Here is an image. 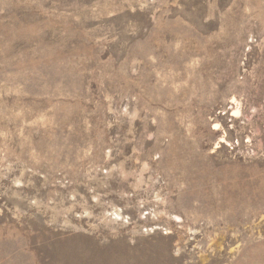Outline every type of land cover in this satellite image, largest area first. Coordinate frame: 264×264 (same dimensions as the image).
Returning a JSON list of instances; mask_svg holds the SVG:
<instances>
[{
  "label": "rangeland",
  "instance_id": "1",
  "mask_svg": "<svg viewBox=\"0 0 264 264\" xmlns=\"http://www.w3.org/2000/svg\"><path fill=\"white\" fill-rule=\"evenodd\" d=\"M0 264H264V0H0Z\"/></svg>",
  "mask_w": 264,
  "mask_h": 264
}]
</instances>
